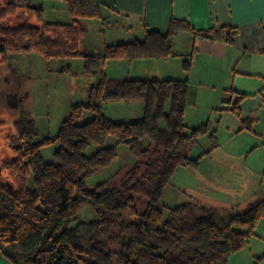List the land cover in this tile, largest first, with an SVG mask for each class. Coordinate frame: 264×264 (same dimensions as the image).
I'll return each mask as SVG.
<instances>
[{"label": "trees", "instance_id": "1", "mask_svg": "<svg viewBox=\"0 0 264 264\" xmlns=\"http://www.w3.org/2000/svg\"><path fill=\"white\" fill-rule=\"evenodd\" d=\"M62 1L73 18L71 23L47 21L44 6L28 0H0L4 61L15 52L39 53L48 59L82 57L85 73L96 75L111 60L170 58L175 55L177 33L197 34L189 22L173 19L167 32L148 30L143 40L106 44L101 52L86 54L81 19L105 20L101 5L98 0ZM22 6L26 21L5 27L3 21L17 16ZM228 40L232 41V35ZM191 64L192 55L184 60L183 70L187 72ZM190 85L186 76L114 79L103 73L90 89L88 102L75 105L58 134L41 142L36 141L35 121L23 115L17 122L16 156L3 165L13 183L0 182V252L13 264H229L264 217V200L245 212L195 201L162 204L179 169L197 167L206 154L189 157L183 151L186 143H196L205 135L216 143V130L210 131L208 121L198 128L186 124ZM114 100L142 101V116L113 120L105 113V105ZM239 101L233 111L241 116ZM86 110H92L94 117L79 124ZM111 136L117 141L109 146ZM54 143L59 146L54 160L48 161L42 148ZM121 144H127L138 160L120 178L90 189L86 180L118 158ZM93 146L97 149L89 153ZM137 195L147 199L142 212L137 210ZM86 207L95 216L80 220Z\"/></svg>", "mask_w": 264, "mask_h": 264}, {"label": "crops", "instance_id": "2", "mask_svg": "<svg viewBox=\"0 0 264 264\" xmlns=\"http://www.w3.org/2000/svg\"><path fill=\"white\" fill-rule=\"evenodd\" d=\"M42 1L38 5L44 6ZM98 2L105 20L81 19L86 29L81 43L86 54L101 52L106 44L143 40L148 30L167 32L173 19L185 20L195 29L197 34L188 30L177 33L175 55L170 58L111 60L105 62L99 72L114 79L188 77L191 85L185 115L186 124L190 128H198L208 121L211 128L213 123L217 138L216 143L210 138L205 139V136L192 143L203 144L205 150L200 155L206 154L196 167L199 176L197 184H189L187 188L203 194L208 193L215 200L220 199L217 206L230 203L236 206L242 198L247 201V191L251 190L254 183L245 178L244 169L236 163L241 156L234 155L236 152L229 145L239 136L237 133L246 139L247 151L251 154L264 145V0ZM25 8L22 6L19 12L24 13ZM65 10V14L62 10L58 16H47V21L71 23L73 18ZM235 30L237 32L233 34ZM206 31L210 32L207 35L202 33ZM231 35L232 41H229ZM190 55L192 64L185 72L183 62ZM242 96L244 97L241 98ZM237 101L241 116L233 111ZM123 104L129 107H123ZM189 107H195L197 113L189 115ZM108 108L111 116L108 115ZM143 111V102L137 100H116L115 103L109 102L105 105V113L116 121H133L132 117L140 118ZM213 114L217 115L215 119L211 118ZM194 117H197L198 122ZM225 146L227 147L224 150ZM219 150L222 153L219 152L221 155L217 156L216 151ZM185 168L191 170L189 167L180 170ZM260 200H264V195L257 202ZM254 204H250L249 208ZM252 256L255 258L257 254ZM0 264L13 263L0 252Z\"/></svg>", "mask_w": 264, "mask_h": 264}, {"label": "rangeland", "instance_id": "3", "mask_svg": "<svg viewBox=\"0 0 264 264\" xmlns=\"http://www.w3.org/2000/svg\"><path fill=\"white\" fill-rule=\"evenodd\" d=\"M28 1L33 5L40 3V0ZM42 2L44 3L46 18L47 16L51 18V15L58 16L62 10V13L65 14L64 10L67 9L65 2L62 0H43ZM65 11H68V9ZM26 19L27 15L25 16L23 11H20L17 16L4 20L3 25L5 27H14L19 22L26 21ZM32 21H35V18ZM89 39H91L90 36ZM84 67L85 62L82 57L48 59L39 53L25 54L15 52L11 53L4 61V58L0 56L1 183H13L11 173L4 169L3 165L6 161H11L16 156L14 145L20 136L17 122L21 120L23 115L35 121L38 130L36 141L41 142L46 137H54L58 134L63 120L70 115L75 105L88 102L92 85L100 82L99 79L102 75L101 72L97 73L98 75H88L85 73ZM10 94H17L19 99L17 106L12 104L14 100L12 103L9 101ZM115 101L110 102L115 103ZM123 107L129 106L123 104ZM110 108H108V115L111 114ZM188 111H190L189 115L197 113L195 107H189ZM93 117V111L86 110L84 116L77 122L82 124ZM216 117V114L211 115L212 119ZM134 118L136 117H132L131 120H135ZM194 118L198 122L197 117ZM161 125L163 126L162 122ZM213 126V123H211V132ZM236 135L239 136L235 137L229 148L236 152L234 155L241 156L236 163L241 169H244L247 181L254 183L251 190L247 191V201L242 198L240 203H237L239 205L236 206L233 205L234 203L217 206L220 199L215 200L208 193L203 194L201 191H193L192 188H187L189 184H197L199 176L197 175L196 167L183 166L189 167L191 170L185 168L181 171L180 169L183 167L179 169V172L175 174L172 180V184L168 186L162 198V204L176 206L183 202L195 201L202 205L225 210L232 206V208H237L236 210L240 212L247 210L250 204L256 203L264 195V145L255 149L253 154H251L247 151L246 139L242 138L243 136L238 133ZM206 137L207 139L209 138V136L205 135L204 138L206 139ZM116 141L117 139L111 136L107 141V145L115 144ZM58 146V143H54L42 148L46 160H54V152ZM226 147L223 149L225 150ZM203 148L205 147L201 143L192 144L187 142L183 151L186 155L195 158L205 150ZM96 149V146L90 147L88 152L92 153ZM216 152L218 156L221 155L222 150ZM137 160L127 144L119 145L118 158L109 167L95 171L86 180L88 187L92 189L100 182L112 178H120L118 175H122ZM136 200L137 210L139 212L144 211L147 206L146 197L137 195ZM166 213L168 212L166 211ZM94 216L93 210L90 207H86L79 218L80 220H91ZM236 229L243 232L248 231V227L237 226ZM252 254H257V256L253 258ZM230 263L264 264V217L257 222L254 233L250 235L245 246L232 255Z\"/></svg>", "mask_w": 264, "mask_h": 264}, {"label": "water", "instance_id": "4", "mask_svg": "<svg viewBox=\"0 0 264 264\" xmlns=\"http://www.w3.org/2000/svg\"><path fill=\"white\" fill-rule=\"evenodd\" d=\"M18 1H19V0H18ZM11 95H13L12 97H13L14 99L11 97ZM13 100H14V101H13ZM18 100H19V99H18L17 94H10V100H9V101H10L11 103H12V101H13L12 104H15L14 106H17V105H18V104H17V103H18Z\"/></svg>", "mask_w": 264, "mask_h": 264}, {"label": "bare ground", "instance_id": "5", "mask_svg": "<svg viewBox=\"0 0 264 264\" xmlns=\"http://www.w3.org/2000/svg\"><path fill=\"white\" fill-rule=\"evenodd\" d=\"M18 1V0H17ZM23 2V1H22ZM84 23V22H83Z\"/></svg>", "mask_w": 264, "mask_h": 264}]
</instances>
